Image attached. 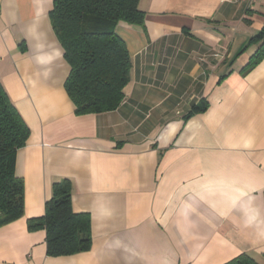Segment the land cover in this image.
<instances>
[{
    "label": "crops",
    "instance_id": "obj_1",
    "mask_svg": "<svg viewBox=\"0 0 264 264\" xmlns=\"http://www.w3.org/2000/svg\"><path fill=\"white\" fill-rule=\"evenodd\" d=\"M54 0H0V80L30 128L16 155L24 216L0 228V264H264V2L140 0L120 24L132 59L121 106L77 116ZM205 111L190 115L195 106ZM72 182L92 248L47 255L53 184Z\"/></svg>",
    "mask_w": 264,
    "mask_h": 264
},
{
    "label": "trees",
    "instance_id": "obj_2",
    "mask_svg": "<svg viewBox=\"0 0 264 264\" xmlns=\"http://www.w3.org/2000/svg\"><path fill=\"white\" fill-rule=\"evenodd\" d=\"M140 0H54L49 18L71 71L65 90L77 116L116 111L126 98L131 82L132 59L118 35L120 24L143 28L146 14ZM260 43L247 66L251 70L264 60V28L252 38ZM195 106L190 115L205 111ZM31 131L0 80V228L24 216V181L16 177V155L28 142ZM28 230L46 232L47 255L72 256L92 248V220L75 213L72 182L53 184L52 198L43 217L28 220ZM226 264H260L242 254Z\"/></svg>",
    "mask_w": 264,
    "mask_h": 264
},
{
    "label": "built area",
    "instance_id": "obj_3",
    "mask_svg": "<svg viewBox=\"0 0 264 264\" xmlns=\"http://www.w3.org/2000/svg\"><path fill=\"white\" fill-rule=\"evenodd\" d=\"M252 3H261L264 2V0H250Z\"/></svg>",
    "mask_w": 264,
    "mask_h": 264
}]
</instances>
